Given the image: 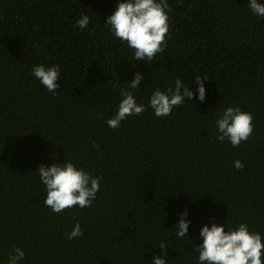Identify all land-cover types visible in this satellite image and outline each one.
Masks as SVG:
<instances>
[{"label": "trees", "instance_id": "1", "mask_svg": "<svg viewBox=\"0 0 264 264\" xmlns=\"http://www.w3.org/2000/svg\"><path fill=\"white\" fill-rule=\"evenodd\" d=\"M167 3L165 51L149 64L104 25L117 0H0V260L19 246L22 264H151L165 240L168 264H195L213 218L264 232V19L248 0ZM82 13L84 30L74 26ZM38 64L60 66L56 95L32 75ZM136 72L140 103L195 75L209 78L206 100L166 117L148 108L110 128ZM235 105L255 127L234 148L215 139V120ZM67 157L102 177L100 191L90 207L53 213L36 170ZM184 209L191 241L171 230ZM77 221L84 235L68 240Z\"/></svg>", "mask_w": 264, "mask_h": 264}, {"label": "clouds", "instance_id": "2", "mask_svg": "<svg viewBox=\"0 0 264 264\" xmlns=\"http://www.w3.org/2000/svg\"><path fill=\"white\" fill-rule=\"evenodd\" d=\"M168 7L167 0H117L115 10L107 17L104 25L116 39L133 50L137 62L151 64L157 59L158 53L165 51L166 34L169 31ZM247 7L253 15L264 19V0H248ZM90 21L91 17L82 13L74 26L84 30ZM32 75L49 93L56 95L60 87L59 65L38 64L32 68ZM143 79L144 73L136 72L134 78L128 81L127 87L121 88L117 110L106 120L108 127L119 128L121 122L129 116H138L148 108L154 116L166 117L185 102L198 100L202 103L207 97L205 81L209 78L207 75H195L190 83L176 78L166 89L156 88L145 105L138 102L131 91L139 89ZM253 121L251 112L238 105L226 106L216 116L215 139L221 143H230L234 148L239 147L253 134ZM92 146L97 150L100 148L94 140ZM234 167L239 170L244 164L241 160H236ZM36 171L46 193L42 203L53 213H61L73 207H90L100 191L102 177L93 175L68 157L62 162H53L50 166L42 163ZM191 223L190 211L184 209L179 213L174 229H171L177 241H191ZM229 225L228 220L223 224L213 218L210 224L205 223L200 228L199 237L202 242L195 248V264H264V232L253 230L246 221ZM66 235L68 240L83 237L81 223L77 221ZM169 247L167 241L161 240L158 244L161 251L153 255L151 264H168ZM25 258V250L16 246L6 261L0 260V264H22Z\"/></svg>", "mask_w": 264, "mask_h": 264}]
</instances>
